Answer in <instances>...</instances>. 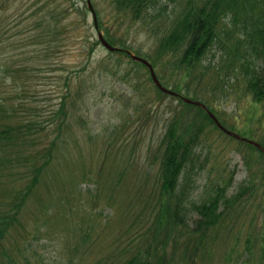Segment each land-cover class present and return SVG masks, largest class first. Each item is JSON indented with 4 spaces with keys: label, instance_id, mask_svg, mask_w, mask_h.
<instances>
[{
    "label": "rangeland",
    "instance_id": "rangeland-1",
    "mask_svg": "<svg viewBox=\"0 0 264 264\" xmlns=\"http://www.w3.org/2000/svg\"><path fill=\"white\" fill-rule=\"evenodd\" d=\"M90 1L96 12L97 30L86 0H0V77L4 85L0 93L8 92L12 96L10 106L13 104L14 119L18 122L35 112L39 120H44L46 131L33 133L34 147L52 142L55 147L46 176L19 212L21 226L10 229L1 241L2 264H103L99 260L111 247L113 236L126 227H131V233L126 235L129 241L121 257L129 256L138 246L152 240V235L145 238L141 227L146 219L138 222L133 215L142 207L154 208V212L158 209L157 148L170 118L182 110L183 120L202 126L194 149L196 165L189 174L191 188L184 200L186 211L191 212L189 224L197 216L190 209V201L208 199L210 184L219 180L228 181V194H231L247 173L243 162L247 147L239 149L234 137L198 117L195 109L176 96L159 91L146 67L124 54L105 49L97 39V31L114 46H125L133 53L159 60L156 73L161 83L177 89L183 96L204 101L227 129L244 133L257 142L264 136L262 103L252 99L232 70L226 76L232 64L229 51L212 47L203 59L209 69L200 80L197 73L177 66V59L158 50L157 40L162 32L154 33L164 24L157 26L159 17L134 20L129 13L116 11L113 0ZM167 3L170 9L173 3ZM172 14L166 11L163 19ZM38 17L50 24L59 18V23L70 29L48 48V41L53 37L47 29L34 28ZM36 33L41 35L35 38ZM6 65L17 71H5ZM217 65L221 67L219 79L226 81L224 88L213 86V67ZM59 107L57 118L47 117ZM45 119L58 125L48 127ZM93 176L101 182L113 179L119 188L123 185L120 189L124 197L114 191L117 201L104 208L105 216L116 221L119 217L116 213L121 214L124 209L129 217L124 214L120 223L111 225V237L102 236L96 241L89 237L83 242L81 231L93 235L97 232L95 227L91 229L90 222L82 220L83 216L92 215L91 207L105 204L102 192L95 199L87 193L97 189L89 179ZM15 179L10 182L19 187L25 175L20 173ZM105 195H109L107 188ZM89 200L94 204L90 205ZM47 207L52 217L49 223L43 224L39 221L46 215ZM56 210L58 218H54ZM263 215L261 211L256 218ZM146 218L150 220L149 215ZM55 221L62 222L61 226ZM177 227L178 224L172 237ZM70 228L74 231L70 232ZM75 242L79 248L76 258L68 252V247H73ZM220 256L219 251L214 253L215 259Z\"/></svg>",
    "mask_w": 264,
    "mask_h": 264
},
{
    "label": "trees",
    "instance_id": "trees-1",
    "mask_svg": "<svg viewBox=\"0 0 264 264\" xmlns=\"http://www.w3.org/2000/svg\"><path fill=\"white\" fill-rule=\"evenodd\" d=\"M165 1L113 0V3L116 11L129 13L134 20L162 17V21L157 19V26L164 23L163 28L160 29L163 33L158 39V50L170 54L173 60L177 59L175 61L177 66L197 73L200 80L203 79L205 70L209 69V65L203 64V59L211 48L229 51L228 56L232 64L226 71V76H229L232 70L236 79L237 77L241 79L245 91L250 93L252 99L262 103L261 113H263L264 0ZM169 1L173 3L170 9L167 3ZM166 11L167 13L172 11L173 14L165 20L163 17ZM61 24L59 18L50 24L46 23L43 17L36 18L33 23L34 28L47 29L49 36L53 37L48 41V48L54 46L55 40L58 37L62 38L70 29L65 24ZM40 35L36 33L35 38ZM156 61L158 60H153L155 66ZM4 69L9 73L17 71L9 65ZM220 69L218 65L213 67L215 72H213L215 77L213 86L224 88L226 81L224 78L219 79ZM2 88L4 90L0 77V89ZM11 98L8 92L0 96V199L4 203L0 205V244L10 229L21 226L19 212L23 210L27 199L41 183V178L46 176V169L55 153L53 142L40 148L33 146L35 139L33 133L45 132L46 126L36 115L38 112L22 117V122L15 120L13 104L10 106ZM183 103L195 109L198 117H203L215 127L202 107ZM59 111L60 107L47 117L55 119ZM184 115L182 110L177 116L170 118V123L165 128L157 148L159 152L155 159H158L159 165L155 188L156 193L158 190V209L156 208L154 212V208L151 210L148 205L149 210L147 207H142L133 215L134 220L138 222L146 219L141 222V227L144 228L145 238L152 235L153 239L138 246L129 256L121 257L129 241L126 229H122L113 236L109 243L111 247L107 248L108 252L99 260L104 261L103 264H218L219 262V264H264V215L260 219L256 218L261 211L264 214V153L252 144L238 141L239 149H242V146L248 149L243 152L246 175L236 191L231 194H228V181L219 180L210 184L211 193L208 199L201 202L190 201V209L197 214L193 224L190 225L185 218L187 205L184 200L188 197L191 188L189 174L196 165L194 149L200 139L202 126L195 121L183 120ZM46 123L48 127L58 125L51 119ZM259 143L264 147V136ZM20 173L25 175V180L18 187L16 182L14 184L10 181ZM115 182L113 179H105L101 183L95 182L98 193L96 188L87 193L89 197L95 199L102 192L107 203H116L114 191L121 196L120 188L123 189V185H120V188L116 187ZM71 184L70 179L69 185ZM177 186L176 195L174 191ZM106 188L109 192L107 197ZM163 196H167L168 199H163ZM174 196H176L175 200ZM147 202L149 200L146 197ZM89 203L94 204L90 200ZM44 212L46 215L39 222L46 224L49 223L52 212L49 207ZM37 213L41 215L39 209ZM124 214L129 217L124 209L121 210V214L117 212L116 215L119 217L116 221L107 216H103L102 221V215L96 210L93 215H84L82 220L90 222L92 230L96 226L97 232L93 235L92 232L81 231L82 241L87 242L89 237L95 241L102 236L111 237L113 234L111 225L114 222L120 223ZM146 215H149L150 220H147ZM54 218H58L57 210L54 211ZM55 222L60 226L62 224L59 221ZM176 224H178L177 232L172 237ZM69 231L74 230L70 228ZM128 231L130 234L131 227ZM78 250L76 242L73 247H68L69 255L74 258L78 256ZM216 251H219L221 256L215 259ZM1 254L4 255V251Z\"/></svg>",
    "mask_w": 264,
    "mask_h": 264
},
{
    "label": "water",
    "instance_id": "water-1",
    "mask_svg": "<svg viewBox=\"0 0 264 264\" xmlns=\"http://www.w3.org/2000/svg\"><path fill=\"white\" fill-rule=\"evenodd\" d=\"M89 6H90V8H91V5H90V4H89ZM91 9H92V8H91ZM99 39L101 40L102 44H103L106 48H108L109 50H113V49H115L114 47H112V46H111V45H110V44H109V43H108V42L102 37L101 34H99ZM132 57H133L135 60L141 61V62H143L144 64L147 65V67H148L149 70H150L151 77H152L154 83H155L160 89L172 93V91H170V90L164 88V87L159 83V81H158V79H157V77H156V75H155V73H154V71H153L152 66H151L150 63H148L145 59H143V58H141V57H138V56H135V55H133ZM184 100H185L186 102L195 103V104H200L198 101H193V100H190V99H188V98H184ZM200 105H201V104H200ZM209 114H210V116L214 119V121L216 122V124H217V125L223 130V131H225L226 133H228V134H230V135H233V136L239 138V135H237V134H235V133H233V132L227 130L226 128H224V127L219 123V121L215 118V116H214L213 114H211V113H209ZM250 142H252V143H254L255 145H257V143H255V142H253V141H250Z\"/></svg>",
    "mask_w": 264,
    "mask_h": 264
}]
</instances>
